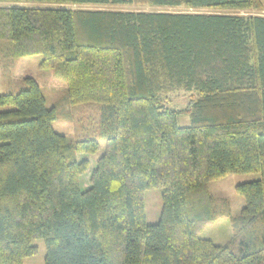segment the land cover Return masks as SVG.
Returning <instances> with one entry per match:
<instances>
[{
	"label": "trees",
	"instance_id": "16d2710c",
	"mask_svg": "<svg viewBox=\"0 0 264 264\" xmlns=\"http://www.w3.org/2000/svg\"><path fill=\"white\" fill-rule=\"evenodd\" d=\"M263 9L264 0H0L2 66L63 60L67 102L100 104L105 138L88 172L76 154L94 153L97 138L69 143L56 131L57 110L33 77L0 93L10 106L0 110V264H23L38 237L44 264H264ZM178 89L198 96L165 106ZM234 172L260 173L236 184L237 215L207 187ZM157 186L160 217L148 223L143 192ZM219 216L229 240L198 237Z\"/></svg>",
	"mask_w": 264,
	"mask_h": 264
},
{
	"label": "rangeland",
	"instance_id": "374dc122",
	"mask_svg": "<svg viewBox=\"0 0 264 264\" xmlns=\"http://www.w3.org/2000/svg\"><path fill=\"white\" fill-rule=\"evenodd\" d=\"M72 9L75 8H134L130 5H65ZM172 10V8H168ZM179 10H189L186 8ZM218 11V10H217ZM252 12V11H249ZM255 12V11H254ZM257 13L264 14V9ZM72 52H66L65 56H71ZM42 55L34 54L21 56L10 62L7 66H2L0 62V93L15 92L24 86L25 76L33 77L39 84L40 89L46 99V106H54L57 110L56 117L52 121L53 128L65 135L66 140L71 143L76 140L95 137L99 146L94 153H77L76 159H87L89 170L95 164L97 158L105 150V138L100 136L97 122L99 118L98 103H84L71 105L66 99V83L63 76L62 62L60 60L54 67L40 66ZM198 95L195 90L178 89L165 94L163 103L172 108H183L190 99ZM10 108V106H0V110ZM178 124L187 125L189 120L185 116L177 118ZM87 173L81 175L80 180L87 183ZM260 177L259 172L228 173L220 178L207 182L210 193L216 197L226 198L230 202V212L232 215L240 213L244 206V197L236 191V184L254 180ZM162 188L160 186L145 189L143 192L145 220L148 223H156L159 220L162 198ZM198 237L209 238L216 244L226 243L231 236V224L228 216H219L214 222L207 224L197 233ZM33 243L37 250L34 254L25 256L23 264H44L45 245L42 238H34Z\"/></svg>",
	"mask_w": 264,
	"mask_h": 264
}]
</instances>
